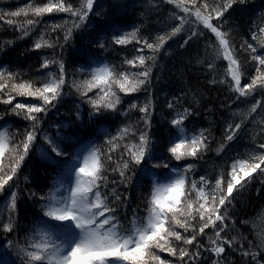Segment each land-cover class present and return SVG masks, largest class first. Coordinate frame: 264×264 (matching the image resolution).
Returning <instances> with one entry per match:
<instances>
[{
	"label": "snow or ice",
	"instance_id": "1",
	"mask_svg": "<svg viewBox=\"0 0 264 264\" xmlns=\"http://www.w3.org/2000/svg\"><path fill=\"white\" fill-rule=\"evenodd\" d=\"M245 2L148 0L152 12L163 5L175 9L170 30L155 40L151 31L146 36L141 28L122 32L114 24L89 33L93 36L89 43L104 51L134 45L136 55L125 58L119 68L90 50L70 53L67 61L63 58L75 33L88 27L91 15L108 16L101 0H78V5L72 0H38L16 10L0 8V20L20 31L21 38L38 31L45 16L65 14L51 25L55 39L44 31L33 45L34 50L60 49V59L45 58L41 63L47 72L33 79L0 70V264H229L228 250L239 257V264H264V216L259 225L253 222L254 235L248 238L232 212L237 196L257 177L264 184V135L254 137L253 146L244 145L246 151L217 175L201 173L197 178L194 163L187 161L204 159L212 137L207 130L187 134L186 122L196 110L181 111V96L167 102L170 135L163 143L150 132L155 107L150 97L143 105L129 102V112L142 114L137 124L125 125L115 135L100 129L105 136L102 144L96 131L105 112H117L124 97L149 92L168 41L179 43L174 40L179 36L180 48L186 49L203 38L208 43L197 63L207 69L210 82L226 84L237 101L250 104L246 111L234 113L239 122L226 121L224 140L229 147L239 143L246 122H255L249 119L252 114L264 112V13L262 23L249 28L251 41L245 40L241 49L231 39L230 10ZM241 51L247 52L255 69L250 82L243 80L248 69L241 63ZM69 65L74 68L71 81ZM73 94L75 116L69 111L67 119L51 121L50 114L58 113L65 96ZM84 104L90 108L87 123L81 114ZM129 112L123 113L125 118ZM85 128L92 129L87 137L81 135ZM223 148L224 144L217 149L218 155ZM37 156L46 178L31 179L21 187L20 175ZM136 191L139 203L133 196ZM28 202L33 215L22 225L20 205Z\"/></svg>",
	"mask_w": 264,
	"mask_h": 264
},
{
	"label": "trees",
	"instance_id": "2",
	"mask_svg": "<svg viewBox=\"0 0 264 264\" xmlns=\"http://www.w3.org/2000/svg\"><path fill=\"white\" fill-rule=\"evenodd\" d=\"M38 2V0H0V8L5 10H16L18 7H24L29 3ZM78 5V0H72ZM104 9L109 13L104 19L96 15H91L88 21V27L84 30L75 33L69 47L64 51L63 58L65 61L69 59V54L76 56L83 50H90L100 54V59L109 66H116L119 68L121 62L125 59H131L136 55L134 45H128L126 49L121 46H116L113 51V46H109L107 51L100 49L98 46L93 47L89 41L93 39L89 33L98 31L101 27H107L109 24H114L123 31H132L134 28H141L142 35L146 36L149 31L152 32V40L155 36L162 34L164 31L170 30L168 25L173 23L170 19L171 12L175 11L171 5H163L157 12L149 10L148 0H101ZM118 7H115L117 6ZM234 11L230 10L229 24L232 28L231 39L236 49H241V45L245 40L251 41L249 28L256 23H262L260 20L261 13H264V0H246L244 4L234 5ZM65 14H52L43 18L44 23L39 26V30L34 32L29 37L21 38V33L14 30L13 26L7 25L3 20H0V70H11L14 72H21L25 78H35L40 72H47L48 70L41 69L40 65L45 58L60 59L61 52L57 48L55 52L52 49L42 48L41 50H34L33 45L35 40L42 32L47 31L48 35L55 39V33L51 32V25L61 22ZM23 20V17L18 18ZM227 27V26H226ZM61 38L63 33L60 34ZM184 35V34H182ZM211 37V34H208ZM214 39V37H211ZM179 43L168 41L165 45V52L158 57V67L153 70V87L149 89L148 93H136L131 97H124L122 106L115 113L105 112L104 119L98 122L96 131L101 139L98 143H103L105 138L104 133L100 129L111 135H115L117 131L125 125H135L139 117L142 115L136 110L129 112V102L139 103L143 105L145 98L150 97L154 102L153 119L151 123L150 132L155 141L159 143L165 142L169 135L170 125L168 120L170 117L167 108V102L173 100L174 96L182 97V105L180 110L188 107L189 110H196V114L189 117L187 123V134H198L201 130H207L206 135L212 137L209 145V151L205 154V158L199 161L189 160L187 162L194 163L197 178L199 174H204L208 177L217 175L221 168L226 167L232 163L233 158L237 157L238 153H244L246 149L244 145L253 146V138H259L264 135V112L260 109L257 113H253L252 117L255 122H246L247 131L240 137L239 143L232 142L231 147L229 142L224 140L225 129L227 127L226 121L239 122L240 117L234 113L246 111L250 104H241L236 100L235 96L231 94L226 84L211 83V75L208 74L207 69L203 68L197 63L198 56L203 58L204 49L207 40L201 39L197 43L192 44L191 47L180 48L179 44L183 43L180 37L174 38ZM252 43H255L252 41ZM170 45V47H169ZM138 47V46H137ZM147 49L145 52L147 53ZM240 60L248 71L244 74V82H250L251 75H255V69L251 66L248 60L246 51L240 52ZM223 63V62H218ZM226 66V65H225ZM52 70H58L52 66ZM74 68L69 65L67 67L68 79H73ZM222 78L223 68L220 69ZM76 79H82L79 75ZM67 91V89H66ZM89 95H92L91 93ZM123 95V94H121ZM77 97L73 94L72 97L65 96V103L60 106L59 112L50 114L51 121L59 119H67L69 111L75 116L73 99ZM17 99H24L18 97ZM250 102H251V98ZM255 99H261L256 95ZM2 107V106H0ZM90 108L87 104L82 105L81 114L84 121H89ZM129 112V118H125L123 113ZM6 119L17 120L16 117H6ZM0 123H3L0 121ZM15 130V129H13ZM55 131V128H53ZM92 131L90 128L82 130L81 135L87 137ZM175 131L174 129L172 130ZM224 148L217 154V149ZM39 157L33 159L28 163L20 175L21 187L26 183H30L31 179H36L43 182L46 178L44 168L40 166L37 161ZM42 163V162H41ZM172 164H185V161L177 162L171 161ZM167 171V170H154ZM25 177H29L25 181ZM235 195V193H234ZM136 202L139 203L140 193L133 192ZM135 206V205H133ZM3 204L0 203V208ZM34 209L30 202L21 203L20 205V223L27 224L33 215ZM234 218L238 221V229L243 234L252 238L254 235V223L259 225L260 217L264 216V184L261 183L259 177L248 187L246 191L241 192L232 208ZM162 258L169 260L167 253H160ZM227 260L229 264H239V257L228 250Z\"/></svg>",
	"mask_w": 264,
	"mask_h": 264
}]
</instances>
